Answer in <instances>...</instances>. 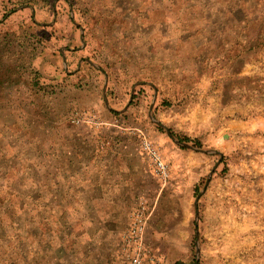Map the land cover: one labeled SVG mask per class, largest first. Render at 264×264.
<instances>
[{
	"label": "rangeland",
	"instance_id": "374dc122",
	"mask_svg": "<svg viewBox=\"0 0 264 264\" xmlns=\"http://www.w3.org/2000/svg\"><path fill=\"white\" fill-rule=\"evenodd\" d=\"M78 27L96 43H117L121 35L131 41L125 51L135 54L138 68H150L154 88L130 90L129 98L155 94L154 118L169 133L138 100L133 109L141 120L127 124L105 117L90 95L58 86L65 81L61 73L50 82L62 70L59 47L71 46L66 35ZM257 36H264V0H0V264L38 263L29 230L37 235L31 223L44 219L43 264L58 257L63 264H128L125 236L140 206L146 214L141 264H264V47L240 68L233 61L238 41ZM70 129L105 138L116 136L115 129L118 140L131 134L140 148L143 139L152 141L170 172L162 183L146 155L160 193L182 175L192 185L188 246L175 261L167 263L146 240L151 207L145 197L117 218L123 229L108 248L100 245L107 207L92 213L83 201L87 191L64 195L66 183L56 172L59 162L66 165L72 141H81L72 140ZM186 158L191 166L181 172ZM4 241L12 257H4Z\"/></svg>",
	"mask_w": 264,
	"mask_h": 264
},
{
	"label": "crops",
	"instance_id": "0c3cea01",
	"mask_svg": "<svg viewBox=\"0 0 264 264\" xmlns=\"http://www.w3.org/2000/svg\"><path fill=\"white\" fill-rule=\"evenodd\" d=\"M77 30L76 34L66 35L72 43L70 47H59L57 56L62 70L51 76L50 82L54 84V79L61 73L60 76L63 75L65 81H56L58 86H67L66 90H70L74 95H90L93 104H100L105 117L125 118L127 124L135 123L130 121L131 118L137 117L141 120L133 109L135 100H138L139 104L148 105V118L159 126V121L153 115L155 94L143 98L134 92L135 98H129L130 90L139 89L143 94H147L148 89L154 88L150 68H138L133 60L135 54L125 51L128 49L125 46H130L131 41L121 35L120 38L124 40L117 43L111 41L108 44L107 39L96 43L91 31L81 27ZM94 44L99 45V48ZM83 75H90V82L84 83L86 79L81 78ZM69 132L72 140L81 141H72L69 153L66 152L69 156L66 165L63 166L59 162L56 172L57 175L63 176L62 180L66 183H63L65 186L62 187L64 195L73 199L76 193L82 196L87 191L88 195H84L83 201L87 207H91L92 213L102 206L107 207L109 215L102 219L104 229L99 236L100 245L108 248L113 234L123 229L116 225L118 219L121 215H127L140 197H145L151 207L146 240L152 249L166 258L167 263L172 256L175 261L181 252L187 249L190 234L193 187L183 180L184 175L175 182L170 181V185L160 193L159 181L148 166V158L131 134L121 141L118 140L121 132L115 129L110 132L116 136L109 138H105L101 133L84 136L81 131L70 129ZM79 146H85L88 154H82ZM189 162L187 158L180 159L181 172L191 166ZM56 183H59L57 179ZM61 186H57V191L62 193ZM61 258L58 257L55 263L66 262Z\"/></svg>",
	"mask_w": 264,
	"mask_h": 264
},
{
	"label": "built area",
	"instance_id": "2783aa9c",
	"mask_svg": "<svg viewBox=\"0 0 264 264\" xmlns=\"http://www.w3.org/2000/svg\"><path fill=\"white\" fill-rule=\"evenodd\" d=\"M141 148L149 157L154 175L162 182L165 183L169 179V166L164 160L159 148L155 143L147 139L141 141ZM146 224V214L144 207L140 206L135 209L132 215V221L126 232L125 241L132 249L129 255L128 264H141L142 257L145 254L143 247V233ZM152 264H159L153 261Z\"/></svg>",
	"mask_w": 264,
	"mask_h": 264
},
{
	"label": "trees",
	"instance_id": "16d2710c",
	"mask_svg": "<svg viewBox=\"0 0 264 264\" xmlns=\"http://www.w3.org/2000/svg\"><path fill=\"white\" fill-rule=\"evenodd\" d=\"M238 43L240 44V51L238 54L236 53L233 61L237 64L239 63V68H240L242 65H244L245 63L248 62V56H250L251 54H254V52L257 49L264 47V36L247 37V38L241 39L240 41H238ZM237 58H238V60H237ZM235 60H237V61H235ZM237 72H238V69L234 70L233 74H237ZM182 140H188V139H187V137H185V138H182ZM11 206H12V200H11ZM11 212H12V208H9L8 215L12 218L15 216L14 215L15 213H13V212L11 213ZM31 224H35V227H37V230H38V234L36 233L37 235H34V233H31L29 230L31 237H33V240L35 242V247H30L29 249H32V251L30 250L32 257L40 259V260H37L38 261L37 264H43V257H45L46 255L43 256L44 253H43V248L41 247L40 241H41V239H42V241H44L43 235L46 231L45 219H44V221L40 220L36 223H31ZM28 228L30 229L29 226H28ZM3 243H4V247H6V249H4V250L6 252L9 251L12 253V249H11L10 245L7 244L6 241H4ZM39 255H42L43 257L39 256ZM22 262H23V264H26L24 261H22ZM46 263H48V261H46Z\"/></svg>",
	"mask_w": 264,
	"mask_h": 264
},
{
	"label": "water",
	"instance_id": "95a60500",
	"mask_svg": "<svg viewBox=\"0 0 264 264\" xmlns=\"http://www.w3.org/2000/svg\"><path fill=\"white\" fill-rule=\"evenodd\" d=\"M157 123V122H156ZM160 127H162V128H164L166 131H167V133H169V131H168V129H167V127L165 126V125H163L162 123H157ZM183 144V143H182ZM184 145V144H183ZM211 174V173H210ZM208 181H209V177L206 179V181H205V185L203 186V189L202 190H204L205 188H206V185L208 184ZM202 192V191H201ZM200 192V193H201ZM200 193L195 197V200H194V208H195V216H197V214H198V209H197V200H198V196L200 195ZM45 234H46V232L44 233V235H43V238L45 237ZM3 245H4V243L1 245V250H3L4 248H3ZM28 248H29V246H28ZM3 251H5V250H3ZM6 252V251H5ZM6 255L4 256V257H8V256H10V257H12V253L11 252H9V251H7L6 253H5ZM177 264H187V263H184V262H182V261H179ZM195 264V263H194Z\"/></svg>",
	"mask_w": 264,
	"mask_h": 264
}]
</instances>
